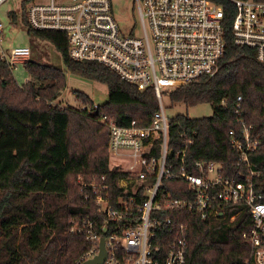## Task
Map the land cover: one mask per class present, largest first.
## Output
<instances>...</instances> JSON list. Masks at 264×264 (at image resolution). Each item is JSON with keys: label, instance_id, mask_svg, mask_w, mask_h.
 I'll return each mask as SVG.
<instances>
[{"label": "trees", "instance_id": "1", "mask_svg": "<svg viewBox=\"0 0 264 264\" xmlns=\"http://www.w3.org/2000/svg\"><path fill=\"white\" fill-rule=\"evenodd\" d=\"M216 3L224 8L228 32L234 16L232 4L226 0ZM25 6L21 4L19 16L8 13L10 24L15 27L20 21L29 37L50 43L72 75L104 84L107 101L94 110L87 96L75 92L81 107L53 105L66 87L62 70L30 57L23 64L28 80L18 85L12 69L0 58V264H78L89 244L85 234L69 232L71 221L94 220L93 190L106 186L109 195L118 196L117 181L127 176L110 166L108 130L100 119L105 116L124 128L132 122L146 128L159 110L158 103L152 89L139 91L104 66L71 60L66 37L31 29ZM228 40L213 78L176 88L165 97L172 107L207 105L212 110L209 118L177 115L169 119L168 162L178 164L176 155L188 139L191 144L184 156L188 173L198 174L197 162H215L225 176L240 171L248 174V169L239 166V155L228 135L229 131L240 132L234 109L241 97L239 117L252 126L253 136H259L260 144L249 161L251 171L260 172L253 186L264 202V65L253 51ZM163 189L178 199L187 198L190 192L181 180L164 182ZM235 211L228 208L224 218L206 222L185 212L167 211L163 218L183 225L186 264H246L251 249L242 234L249 230L251 219L244 211L229 222Z\"/></svg>", "mask_w": 264, "mask_h": 264}, {"label": "built area", "instance_id": "2", "mask_svg": "<svg viewBox=\"0 0 264 264\" xmlns=\"http://www.w3.org/2000/svg\"><path fill=\"white\" fill-rule=\"evenodd\" d=\"M226 1L234 10L228 32L224 8L216 0H130L138 22L124 29L114 15L115 0H22L28 26L63 34L71 60L104 66L139 91L152 89L158 103L159 110L146 128L134 122L124 128L105 116L100 119L108 130L109 157L126 164L114 167L127 176L117 181L118 196L109 195L106 186L93 190L94 220L71 221L69 232L85 234L89 244L78 264L99 254L100 240L106 252L102 264H186L185 229L163 214L185 212L206 222L220 215L224 218L228 208L236 209L229 222L244 211L251 219L249 230L242 234L251 249L246 264H264V202L253 186L260 172L251 171L249 161L260 141L252 135V126L239 117L241 97L234 109L240 132L228 135L239 166L248 174L225 176L215 162H197L198 174L188 173L184 163L185 148L191 144L188 139L176 155L178 164L168 162L169 119L163 98L176 88L213 78L225 57L228 38L234 46L253 51L264 65V0ZM3 31L0 24V58L11 69L26 63L31 55L28 47L1 48ZM173 180L187 184V198H173L163 189L164 182Z\"/></svg>", "mask_w": 264, "mask_h": 264}, {"label": "rangeland", "instance_id": "3", "mask_svg": "<svg viewBox=\"0 0 264 264\" xmlns=\"http://www.w3.org/2000/svg\"><path fill=\"white\" fill-rule=\"evenodd\" d=\"M21 4L22 0H5L0 5V24L4 27L1 48L8 51L15 47H28L30 49L31 58L38 59L40 62L52 65L64 72L66 87L53 105H59L61 108L67 106L74 108L81 107L76 101V93H82L87 96L93 102L94 106L103 105L107 101V88L104 84L92 82L72 75L66 71L60 54L50 43L29 37L26 28L20 23V21L17 22L15 27L10 24L8 13L13 12L19 16L21 12ZM114 15H116L122 29L133 21L136 23L138 22L135 10H131L130 0H115ZM12 74L18 85H22L28 80V75L23 64L15 65L12 69ZM163 108L167 119H171L177 115H183L190 119L209 118L212 116V110L207 105H200L187 109L183 105L172 107L167 98H163ZM116 163H121L122 167H126L124 162L110 157V166L114 167Z\"/></svg>", "mask_w": 264, "mask_h": 264}, {"label": "water", "instance_id": "4", "mask_svg": "<svg viewBox=\"0 0 264 264\" xmlns=\"http://www.w3.org/2000/svg\"><path fill=\"white\" fill-rule=\"evenodd\" d=\"M222 216L220 215V218ZM106 259V252L104 250L103 240H100L99 254L92 260L85 262L84 264H102Z\"/></svg>", "mask_w": 264, "mask_h": 264}]
</instances>
